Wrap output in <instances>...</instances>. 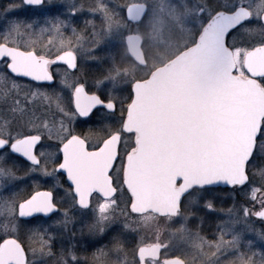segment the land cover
Masks as SVG:
<instances>
[{
  "label": "snow or ice",
  "instance_id": "6c2138e0",
  "mask_svg": "<svg viewBox=\"0 0 264 264\" xmlns=\"http://www.w3.org/2000/svg\"><path fill=\"white\" fill-rule=\"evenodd\" d=\"M62 2L63 13L42 21L14 13L45 0L0 8V264H264L257 247L264 244V0ZM130 21L145 23L159 44L169 42L171 21L181 52L226 96L207 153L179 175L161 176L158 190L140 171L128 127L132 101L120 99L112 51ZM101 45L108 47L98 55ZM88 61L104 70L91 72ZM97 113L98 127L77 130ZM27 182L21 195L17 186ZM221 186L232 199L226 209L215 205ZM205 209L225 213L217 239L189 227L203 223ZM38 214L51 223L37 224ZM145 228L155 230V242L129 239ZM165 230L171 235L161 241ZM85 238L108 243L89 254ZM173 240L193 254L170 255Z\"/></svg>",
  "mask_w": 264,
  "mask_h": 264
},
{
  "label": "water",
  "instance_id": "95a60500",
  "mask_svg": "<svg viewBox=\"0 0 264 264\" xmlns=\"http://www.w3.org/2000/svg\"><path fill=\"white\" fill-rule=\"evenodd\" d=\"M137 37L129 34L125 45L130 58L144 66L143 39ZM188 55L181 53L133 86L128 127L134 130L142 154L140 171L154 190L159 189L161 176L179 175L207 153L225 102L220 84L206 79L200 63L189 61Z\"/></svg>",
  "mask_w": 264,
  "mask_h": 264
},
{
  "label": "rangeland",
  "instance_id": "374dc122",
  "mask_svg": "<svg viewBox=\"0 0 264 264\" xmlns=\"http://www.w3.org/2000/svg\"><path fill=\"white\" fill-rule=\"evenodd\" d=\"M120 2L121 3H128L129 0H120ZM131 2L143 3L144 0H131ZM8 3H9V0H0V8L5 7ZM125 10L126 9H123V8L120 9L121 15H123L124 17H125ZM20 11H22V7L15 10L14 15L18 14ZM63 11H64V6H63L62 0H50V2H49V0H45V6L40 10H34V13L36 14L35 18H39L42 21L43 18H45V17L55 16L57 14L63 13ZM81 15L82 16H88L89 14L87 12H85ZM75 19H76L77 24H82L81 16H77ZM95 19L97 21V24H99V22H100L99 15H97L95 17ZM167 24H168V28L174 27L172 25L171 21H168ZM37 27H39V26H37ZM168 28L165 29V32L170 37L169 42L166 44H159L151 37V34L149 32V28L145 23L142 22L139 25V27H137L136 25H132V24H130L128 26V28L124 31L122 38L119 40L118 43L115 44L114 48L112 49L114 56H115V64L120 69V75L118 77V83H119V81L122 82L123 84H125L127 86V89H129L133 85L134 82L144 78L148 74L149 70L167 62L168 60H170L171 58H173L174 56H176L178 53L181 52V49L183 48V45H184L183 38H181L180 34L174 30L169 32ZM2 30H3V24L0 23V31H2ZM129 34H138V35H140V37H142V39L144 41L143 51H144V53L146 55V59H147L146 68L139 67L138 65H136L132 61L130 62L128 60V58H129L128 54L129 53H127V50L125 47V38ZM49 35H51V34L46 33L44 37H47ZM190 40H191V37L188 38L189 42H190ZM54 43H55V41H54ZM107 47H108L107 45H101L100 49L97 50V54L98 55L105 54V49ZM122 47L124 49H122ZM88 62L93 63V67H95V70H93L92 72H96V69L99 67H100L99 72L104 70V65L102 63H100L98 61H88ZM259 174H260V169H257V179H259ZM218 199H220L223 202L219 201L218 204L215 203V205H218L220 207L224 206L225 209L232 205L231 197L226 196L223 193L218 192V194L216 195L215 202H217ZM257 207H258V205H257ZM211 214L215 215V217H216L215 219H216L217 223H218V221L226 218L225 213L220 212L218 210H209V209L204 210V218L210 217ZM203 223H204V219H203ZM202 224H200L199 221L196 220V221L190 222L189 227H191L195 230L197 228V226H199V230L201 232V235L205 234L203 236L208 238L206 236L208 234V236L211 239H217L218 238V235H214V233L216 232L217 224L214 225L213 229H208L206 227H203ZM45 226H47V225H45ZM140 235L143 236L145 243L155 242V239H156L155 230L154 229H148V228L142 229L139 235L136 233H131L129 236V239L138 242L140 240ZM170 235L171 234L169 231H167V230L162 231V233L160 235L161 241H167L169 239ZM86 239H88V238H86ZM91 240L93 241V239H91ZM66 241L67 240H65L64 242H66ZM101 241H102V239L99 240V242H101ZM95 242H98V241L95 240ZM173 244L176 245V247H172L170 245V249H171L170 253L173 252L176 254L186 255V253L189 252V250H191L190 246L185 245L181 242H177V241L173 240ZM65 246H67V245H65ZM126 247L130 249L132 247V243L127 244ZM110 259L115 260L116 259L115 254H112L110 256ZM120 259H123V257L121 256ZM130 260H131V252H129V261Z\"/></svg>",
  "mask_w": 264,
  "mask_h": 264
},
{
  "label": "flooded vegetation",
  "instance_id": "af4514ba",
  "mask_svg": "<svg viewBox=\"0 0 264 264\" xmlns=\"http://www.w3.org/2000/svg\"><path fill=\"white\" fill-rule=\"evenodd\" d=\"M44 6H45V3H44L43 5H41V6H37V7L24 5V7H26V8H32V9H42ZM45 10H46V9H45ZM125 18H126V10H125ZM132 25H136V24H132ZM136 35H137V34H136ZM47 38H48V36L43 38L45 42H47ZM125 47H126V46H125ZM122 49H124V48L122 47ZM181 53H182V52L178 53L177 55H179V54H181ZM177 55H176V56H177ZM176 56H174L173 58H175ZM144 58H145V65H144V66H139V65H138L139 67L146 68V66H147V59H146V55H145V53H144ZM173 58H171V59L168 60L167 62H170ZM167 62H165V63H163V64H161V65H159V66H157V67H155V68H152L151 70H149L148 74H147L144 78H142V79L137 80L136 82H134L133 85H132L129 89H127V86H126L125 84H123L122 82L119 81L118 84H119L120 99H121L122 101H124V102H127L129 99L132 101V100H133V86H134V84H136L137 82H141V81H144V80L148 79L149 76L152 74V72H154L156 69H158L159 67L163 66V65L166 64ZM87 63H88V67H89V69H90L91 72H92L93 70H95V67H93V63H91V62H87ZM60 66H61V67H65V66L62 65V64H61ZM53 67H56V65H53ZM99 71H100V67L96 69V72H95V73H98ZM21 79H23L24 81H27V80H28V78H21ZM58 80H59V76L57 77V81H58ZM98 116H99V114L97 113L96 115H94V116L91 118V120H88V121L85 122V123H80V122H78V128H77V130H78V131L87 132L89 128H96V127H98V125H99V123H100V121H99V119H98ZM84 119H85V118H80L81 121H83ZM135 135H136V134H135ZM134 139L136 140V136L134 137ZM132 140H133V137L130 135V136H129V146L132 144ZM17 187L20 189V194H21V195H27V192L31 189V184H30V182H27V183H20ZM9 190H12V189H9ZM226 190H227V189H226ZM226 190H225L224 192H223V191H218V192H219V193H225ZM222 200H223V199H222ZM219 201H220V202H223V201H221L220 199H218V201L215 202V203L218 204ZM216 207H217L218 209L221 208V207L224 208V206H221V207H220V206H218V205H216ZM53 218H55V217H53ZM215 218H216V217H215V215H213V214H211L210 217H205V218H204V223L202 224L203 227H206V228H208V229H213L214 225L217 224ZM4 222H5V216H4L3 214H0V225H2ZM36 223H37V224H41V225H48V224L51 223V220H49L47 217H43L42 214H38V219L36 220ZM203 235H205V234H203ZM206 236L208 237V238H206V239H211V238L208 236V234H207ZM250 238H251V237H250ZM0 242H2V241H0ZM84 243L87 245V252H88L89 254H91L92 251H93L95 248L99 247L100 245L107 244V243H108V238H103L101 242H99V241H98V242H95V240L92 241L91 239H86V238H85ZM64 244L67 245V244H68V241L64 242ZM59 246H60V241L57 240V241L55 242V248L58 249ZM257 247H258V248H264V244H260V243H258V244H257ZM190 248H191V247H190ZM174 254H176V253H173V252L170 253V255H174ZM191 254H193V249L189 250V252L186 253V255H191ZM227 258H228V257H220L221 261H223V260H225V259H227Z\"/></svg>",
  "mask_w": 264,
  "mask_h": 264
},
{
  "label": "trees",
  "instance_id": "16d2710c",
  "mask_svg": "<svg viewBox=\"0 0 264 264\" xmlns=\"http://www.w3.org/2000/svg\"><path fill=\"white\" fill-rule=\"evenodd\" d=\"M17 3H20V0H16ZM34 10H40V9H32V8H26L22 7V11H20L15 16L21 18V19H32L33 17H36V14L34 13ZM128 60L131 62V59L128 58Z\"/></svg>",
  "mask_w": 264,
  "mask_h": 264
}]
</instances>
